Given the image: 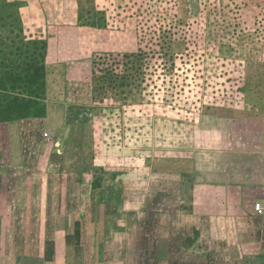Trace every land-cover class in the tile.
<instances>
[{"label":"rangeland","instance_id":"obj_1","mask_svg":"<svg viewBox=\"0 0 264 264\" xmlns=\"http://www.w3.org/2000/svg\"><path fill=\"white\" fill-rule=\"evenodd\" d=\"M102 18L104 28L81 25ZM28 39L47 42L30 192L72 171L110 193L167 148L201 145L195 132L212 118L264 117V0H0V61L17 63ZM20 128L0 126L1 163Z\"/></svg>","mask_w":264,"mask_h":264},{"label":"crops","instance_id":"obj_2","mask_svg":"<svg viewBox=\"0 0 264 264\" xmlns=\"http://www.w3.org/2000/svg\"><path fill=\"white\" fill-rule=\"evenodd\" d=\"M210 121L201 145L167 148L110 193L72 171L30 192L44 122L30 142L16 130L0 162V264H264V117Z\"/></svg>","mask_w":264,"mask_h":264},{"label":"trees","instance_id":"obj_3","mask_svg":"<svg viewBox=\"0 0 264 264\" xmlns=\"http://www.w3.org/2000/svg\"><path fill=\"white\" fill-rule=\"evenodd\" d=\"M79 20H82V14H79ZM83 23L81 25L101 29L104 28L106 21L102 18L87 20ZM46 47L45 39H28L25 44L23 43V48L18 47L20 51L17 54L19 53L20 59L17 63L9 66L10 63L5 60L0 61V123L19 121L23 141L30 142V139L36 137V130L42 127L47 115ZM136 55L140 56V54ZM2 56L4 57L3 54ZM7 61L10 60L7 59ZM112 64L113 61L110 66ZM96 69L101 71L98 78L105 79L107 74L109 77H114L107 72V67ZM110 80L112 81L111 77Z\"/></svg>","mask_w":264,"mask_h":264},{"label":"built area","instance_id":"obj_4","mask_svg":"<svg viewBox=\"0 0 264 264\" xmlns=\"http://www.w3.org/2000/svg\"><path fill=\"white\" fill-rule=\"evenodd\" d=\"M255 212L264 218V205L261 202L254 203Z\"/></svg>","mask_w":264,"mask_h":264}]
</instances>
